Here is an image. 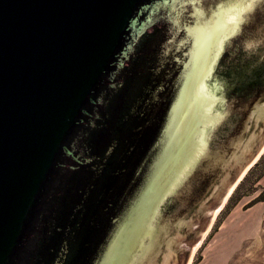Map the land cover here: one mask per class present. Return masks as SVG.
Here are the masks:
<instances>
[{
	"label": "water",
	"instance_id": "95a60500",
	"mask_svg": "<svg viewBox=\"0 0 264 264\" xmlns=\"http://www.w3.org/2000/svg\"><path fill=\"white\" fill-rule=\"evenodd\" d=\"M235 58L264 93V0H0V264H189L264 152Z\"/></svg>",
	"mask_w": 264,
	"mask_h": 264
},
{
	"label": "rangeland",
	"instance_id": "374dc122",
	"mask_svg": "<svg viewBox=\"0 0 264 264\" xmlns=\"http://www.w3.org/2000/svg\"><path fill=\"white\" fill-rule=\"evenodd\" d=\"M263 169L264 163L232 203L240 183L217 213H208L211 227L200 236L189 264H264V201L256 202L264 193Z\"/></svg>",
	"mask_w": 264,
	"mask_h": 264
},
{
	"label": "flooded vegetation",
	"instance_id": "af4514ba",
	"mask_svg": "<svg viewBox=\"0 0 264 264\" xmlns=\"http://www.w3.org/2000/svg\"><path fill=\"white\" fill-rule=\"evenodd\" d=\"M231 60H225L220 63L216 82L217 94L228 95L230 99L237 101L235 105L240 109L238 118L233 119L230 124L232 126L230 133L232 134L238 127V124L246 118V115L243 113L244 116L240 119L241 113L246 109L247 113L253 110L257 94L264 93L260 91L263 88V82L261 81L263 78L258 76L254 63L247 61L238 64L236 58ZM223 138H228V136L225 135Z\"/></svg>",
	"mask_w": 264,
	"mask_h": 264
},
{
	"label": "trees",
	"instance_id": "16d2710c",
	"mask_svg": "<svg viewBox=\"0 0 264 264\" xmlns=\"http://www.w3.org/2000/svg\"><path fill=\"white\" fill-rule=\"evenodd\" d=\"M264 163V154L261 156L259 161L247 172L243 180L240 182V184L237 186V188L234 190L233 194L231 195L228 204L232 203L236 195H238L244 188L245 183L249 180V177L255 172L262 164ZM264 174V169L263 173ZM264 201V193L260 195L259 198H257L256 202H261Z\"/></svg>",
	"mask_w": 264,
	"mask_h": 264
},
{
	"label": "snow or ice",
	"instance_id": "6c2138e0",
	"mask_svg": "<svg viewBox=\"0 0 264 264\" xmlns=\"http://www.w3.org/2000/svg\"><path fill=\"white\" fill-rule=\"evenodd\" d=\"M228 23H229V24H233V25H237V26H238V24H239V20H238V18H237L236 15H231V16H229V18H228Z\"/></svg>",
	"mask_w": 264,
	"mask_h": 264
},
{
	"label": "bare ground",
	"instance_id": "6f19581e",
	"mask_svg": "<svg viewBox=\"0 0 264 264\" xmlns=\"http://www.w3.org/2000/svg\"><path fill=\"white\" fill-rule=\"evenodd\" d=\"M247 170V169H246ZM247 172V171H246ZM246 172L245 173H242V175L241 176H244L243 174H246ZM232 190V189H231ZM195 250V249H194Z\"/></svg>",
	"mask_w": 264,
	"mask_h": 264
}]
</instances>
